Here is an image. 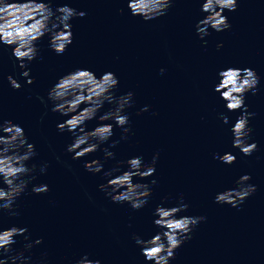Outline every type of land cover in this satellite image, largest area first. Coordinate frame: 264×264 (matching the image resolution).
<instances>
[{
    "label": "water",
    "instance_id": "95a60500",
    "mask_svg": "<svg viewBox=\"0 0 264 264\" xmlns=\"http://www.w3.org/2000/svg\"><path fill=\"white\" fill-rule=\"evenodd\" d=\"M127 2L52 0L53 19L64 4L86 14L70 19L72 43L62 54L50 47L51 33L35 42L37 55L26 61L34 77L31 84L21 75L24 69L12 54L14 46L0 42V123L11 120L24 128L27 141L35 145V155L25 163L36 165L30 173L34 179L14 201L19 215L0 210V228L25 227L31 241L43 238L25 251L30 257L25 264H75L85 254L101 264H155L144 257L133 236L149 239L164 231L153 223L157 205L184 203L187 209L177 216L205 219L187 234L190 238L174 250L168 264H264V0H237L236 10L223 12L230 27L217 32L209 26L203 39L196 24L208 15L201 10L204 0H173L164 15L147 21L132 15ZM227 67L252 68L260 78L255 94H244L247 111L254 113L246 138L257 144L251 155L233 146L232 127L244 109L229 111L214 91L221 79L218 72ZM76 68L90 69L98 78L111 71L118 77L114 94L130 91L133 96L124 109L129 117L124 127L130 131L124 134L114 120L99 121L115 107L105 102L96 118L86 121L85 130L111 123L113 135L96 151L73 159L67 146L75 135L58 129L68 117L52 111L48 91ZM8 75L18 80L19 89L11 86ZM145 106L147 111H141ZM221 113L228 116L227 124ZM105 148L114 156L106 157ZM225 152L236 157L234 163L214 158ZM156 153L155 173L133 177L151 188L140 209L112 201L99 188L110 178L105 172L118 168L114 176L127 170L133 156L150 164ZM93 159L103 164L101 172L84 167ZM245 174L251 176L245 183L256 190L236 206L217 203L216 194L238 187L236 181ZM40 184L49 191L33 192V185ZM15 240L14 250L28 242L23 235Z\"/></svg>",
    "mask_w": 264,
    "mask_h": 264
},
{
    "label": "clouds",
    "instance_id": "9594fccd",
    "mask_svg": "<svg viewBox=\"0 0 264 264\" xmlns=\"http://www.w3.org/2000/svg\"><path fill=\"white\" fill-rule=\"evenodd\" d=\"M51 2L52 0H23V2L0 0V42L14 46L12 54L19 61V67L24 69L21 75L28 77L29 84L33 83L34 77H30L26 61H31L37 55L35 42L45 33H51L50 47L57 54H62L72 43L70 19L75 16L83 17L86 14L64 4L56 8V13L60 15H56L53 19L55 13ZM172 3L173 0H128L127 7L132 15L141 16L147 21L164 15ZM236 8L237 0H204L201 10L208 15L196 24L201 39L210 34L207 30L209 26L217 32L229 28L228 17L223 15V12L225 9L234 11ZM118 11L123 12L124 9ZM58 27L59 30H56ZM220 47L222 44H217V48ZM160 71L163 73L164 69L161 68ZM218 75L221 79L214 85V91L220 93L221 98L226 102V108L229 111L244 109L232 127L233 146L238 147L243 154L251 155L257 149V144L247 143L246 138L251 132L248 119L254 113L247 111L244 94L248 91L255 94L260 78L252 68L227 67L221 69ZM7 79L13 88L21 87L12 75H8ZM117 85L118 77L111 71L104 72L98 78L90 69L76 68L58 78L48 91V98L53 101L52 111L68 117L58 123V129L61 131L67 129L75 135L74 141L67 146V151L74 153L73 159L96 151L100 143L107 141L113 135L111 123H99L92 130H85L86 121L96 118L98 110L105 102L114 104L115 107L100 115L99 121L114 120L116 125L123 129L124 134L130 131L128 127H124L129 122L124 109L131 105L133 93L129 91L116 96L114 89ZM39 99L44 102V97ZM82 104L85 107L81 108ZM141 111H147V106ZM220 117L225 124L228 123V116L221 113ZM0 133H2L0 134V210H7L9 215L16 216L19 213L14 210V201L34 179L30 173L35 171L36 165L29 167L25 162L35 155V145L27 141L24 128L11 120L0 123ZM122 138L126 136L122 134ZM115 143L117 142L113 141V145ZM104 153L106 157L114 156V153L107 148L104 149ZM158 155V153L153 155L150 164H145L140 156L130 157L127 160L128 169L114 176L112 173L119 172L118 168L105 172L104 175L110 178L106 183L100 184L99 188L112 201L127 202L133 209H140L147 203L151 188L147 183L134 182L133 177L152 176L156 171ZM214 158L227 164H232L236 160L231 152H225L223 155L215 154ZM84 167L88 171L99 173L103 169V164L99 159H93L85 161ZM40 171L44 172L45 166H42ZM250 179L249 174L242 175L236 181L238 187L225 189L216 194V202L233 206L242 202L256 190L255 185L245 183ZM151 183L154 185L157 181L153 179ZM32 191L37 194L45 193L49 191V187L47 184L33 185ZM180 199L182 201L183 197ZM187 207L188 205L184 203L172 207L157 205L153 223L164 231L157 232L149 239H143L139 235L133 236L135 242L141 245L142 254L147 260L154 261L155 264H168L169 259L174 257V250L185 239L190 238L187 234L205 219L203 216H177V213L186 210ZM26 232L25 227L0 228V264H8V261L12 264H16L17 261L25 264V261L30 259L25 256V251L30 250L33 245L41 244L43 238L31 241L29 236L24 235ZM18 235H23L24 240L28 241L22 250L12 248ZM75 264H101V261L89 259L85 254L75 261Z\"/></svg>",
    "mask_w": 264,
    "mask_h": 264
}]
</instances>
